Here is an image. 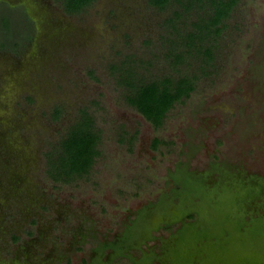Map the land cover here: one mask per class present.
<instances>
[{
    "label": "rangeland",
    "instance_id": "374dc122",
    "mask_svg": "<svg viewBox=\"0 0 264 264\" xmlns=\"http://www.w3.org/2000/svg\"><path fill=\"white\" fill-rule=\"evenodd\" d=\"M196 3L179 26L204 13ZM175 8L95 0L70 13L60 0H0V264H264L262 238L263 254L187 216L213 207L177 181L264 182V0H237L203 70L199 55L185 59L195 88L155 127L120 74L123 62L148 79L175 73L165 55ZM83 111L99 152L88 173L55 179L46 154ZM252 208L264 216V193Z\"/></svg>",
    "mask_w": 264,
    "mask_h": 264
},
{
    "label": "trees",
    "instance_id": "16d2710c",
    "mask_svg": "<svg viewBox=\"0 0 264 264\" xmlns=\"http://www.w3.org/2000/svg\"><path fill=\"white\" fill-rule=\"evenodd\" d=\"M60 1L64 5V9L72 13L83 10L95 0ZM148 1L158 8H165L172 1L181 5V8L173 9L165 19L176 32V37L170 38L171 45L165 53L170 57L169 64L175 73L169 71L148 79L139 74L132 62H123L120 81L127 87L125 95L127 102L142 113L155 127H159L162 125L167 111L177 101L189 96L195 88L196 72L182 70L180 65L186 64L185 59L193 54L199 55V60L202 62L199 67L202 70L205 63L209 64L214 57V47L217 44L218 35L226 25L225 19L229 16L237 0ZM195 2L200 9L207 4L204 13H199L196 20H191V26H179L180 18L184 12H188L193 7ZM98 141L99 133L94 125L92 115L83 111L69 124L61 137L59 150H54V153L58 150L57 154L53 155L52 152L46 154L48 171L55 179H65L88 173L99 152ZM224 176L226 174L222 173V178ZM224 178L225 181L222 183L224 186L221 189L212 187L213 189L209 190L200 176L181 172L177 181L182 189L186 190L185 192H195L198 193L196 195L206 197L213 207L212 211L208 208V210H204L201 207L198 210L192 207L187 216H195L197 225L199 223L206 226L213 225L212 230L214 231L211 234L217 241L223 237L225 239L234 237L238 241H244L250 245L256 243L257 248L254 246L253 248L263 254V249L258 247L259 244L256 241L261 238L264 241V216L253 217L252 210L248 211L247 207L252 208L256 205V198L264 193V182L254 175H250L246 179H242L238 188L234 189L233 180L227 176ZM217 183L220 185L219 182ZM213 211L217 213L211 214ZM204 220H208L207 224ZM238 227H244L243 232L237 233ZM204 228L206 227L204 226ZM224 232H227L226 236L221 235ZM250 245L246 244V246Z\"/></svg>",
    "mask_w": 264,
    "mask_h": 264
}]
</instances>
